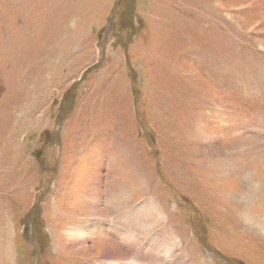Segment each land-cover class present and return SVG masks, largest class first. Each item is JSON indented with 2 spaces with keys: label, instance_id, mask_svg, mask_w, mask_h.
Masks as SVG:
<instances>
[{
  "label": "rangeland",
  "instance_id": "obj_1",
  "mask_svg": "<svg viewBox=\"0 0 264 264\" xmlns=\"http://www.w3.org/2000/svg\"><path fill=\"white\" fill-rule=\"evenodd\" d=\"M244 211L264 0H0V264H264Z\"/></svg>",
  "mask_w": 264,
  "mask_h": 264
},
{
  "label": "bare ground",
  "instance_id": "obj_2",
  "mask_svg": "<svg viewBox=\"0 0 264 264\" xmlns=\"http://www.w3.org/2000/svg\"><path fill=\"white\" fill-rule=\"evenodd\" d=\"M259 164V163H258ZM262 164V163H261ZM259 166H260V164H259ZM253 168H254V166H253ZM250 176V175H249ZM243 178V177H242ZM247 179V178H246ZM246 182V181H245ZM258 182V181H257ZM259 183V182H258ZM247 184V183H246ZM246 186V185H245ZM250 188V187H249ZM257 188V187H256ZM255 189V188H254ZM246 190H248L247 188H246ZM255 193V192H254ZM253 193V194H254ZM253 194H251V195H253ZM236 196H233L231 199H232V201L234 200V199H242V197L241 196H239L237 193L235 194ZM241 195V194H240ZM250 195V194H249ZM255 195V194H254ZM111 196V195H110ZM243 196V195H242ZM258 196V195H257ZM106 199V198H105ZM111 199V198H110ZM250 199V198H249ZM252 199H253V197H252ZM248 201H250V200H248ZM89 201H86V204H87V206H91L90 205V202L88 203ZM106 202V201H105ZM246 203V202H245ZM105 206H106V204H104ZM245 205V204H244ZM109 209H110V205L109 206H107ZM116 208V207H115ZM91 210L94 212V209L93 208H91ZM102 210H104V209H102ZM249 211V210H248ZM111 214H113L114 216H118L116 213H115V211H112L111 210ZM87 213V212H86ZM256 213V212H255ZM249 213L247 212V211H244V214H243V216L241 217V219L240 220H238V221H240L239 223H238V225L239 226H242L243 225V223H244V221L246 222V224L247 225H249V226H251L252 228L251 229H249V227H247L246 225H245V227L244 228H246L247 230H249L251 233L250 234H252V238H255V239H257V240H259L260 242H261V244L262 245H264V220H261L262 222H258L259 220H258V218H257V220H251V217L248 215ZM93 215H95V212H94V214ZM141 215V214H140ZM142 216V215H141ZM144 216V215H143ZM152 216V215H151ZM255 216V215H254ZM149 217V216H148ZM260 217V216H259ZM255 218V217H254ZM243 227V226H242ZM116 228V227H115ZM133 228V227H132ZM84 230L82 229V228H80V230L78 229V230H76L75 231V228L74 229H72L71 231H69V236H71V237H75V238H79V237H81L82 235H84V232H83ZM99 231V230H98ZM115 232V231H114ZM111 235V234H110ZM100 236H102L101 234H100ZM106 238V236H102V238H101V240L102 241H105V240H107V239H105ZM109 239V238H108ZM111 264H122V263H119V261H118V263H111ZM124 264V263H123Z\"/></svg>",
  "mask_w": 264,
  "mask_h": 264
}]
</instances>
